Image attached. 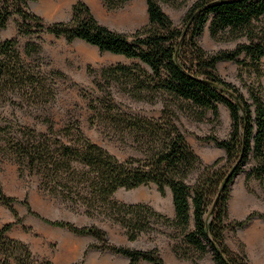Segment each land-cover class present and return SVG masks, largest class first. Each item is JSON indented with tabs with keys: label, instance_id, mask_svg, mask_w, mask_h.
<instances>
[{
	"label": "trees",
	"instance_id": "obj_1",
	"mask_svg": "<svg viewBox=\"0 0 264 264\" xmlns=\"http://www.w3.org/2000/svg\"><path fill=\"white\" fill-rule=\"evenodd\" d=\"M130 1L103 0L108 9L122 8ZM182 1L187 0H146L148 23L133 32H119L100 22L84 0L76 1L69 20L52 23L31 10L28 0H0V32L11 16L21 18L18 35L0 41V104L38 108L56 97L44 72L20 51V36L31 37L25 44L29 57L42 52L45 33L69 43L85 41L102 52L131 60L102 68L97 85L106 100L93 108H97L98 122L115 136H129L141 156L122 160L87 138L79 121L57 130L50 117L40 119L47 130L21 122L11 128L1 126L3 149L39 177L42 191L89 217L113 220L126 229L130 240L165 225L174 229L170 234L174 251L182 258L195 259L211 252L219 264H251L246 254L230 248L225 230L235 176L254 160L247 182L251 177L264 182V0H197L182 24H177L161 2ZM208 24L214 39L241 41L231 50H206L199 38ZM243 54L245 59H241ZM221 61L238 62L242 79L248 74L255 80H244L243 87L228 80L219 71ZM115 86L134 99L162 101L161 115L149 117L124 110L113 97ZM221 105L230 112L231 130L225 138L216 133L204 137L225 151L207 164L189 142L178 115L185 111L202 121L211 111L214 132L220 124ZM197 170L200 173L192 182ZM150 184H156L163 195L171 189L174 217L147 202L128 203L114 197L120 188ZM0 201L15 217L0 228L1 264H57L40 260L28 243L9 235L23 222L14 203L25 205L29 214L47 223L95 237L97 241L89 248L124 255L129 264H168L157 247L141 250L114 244L97 225L46 218L33 209L27 197L18 199L0 189ZM256 214L264 217V212Z\"/></svg>",
	"mask_w": 264,
	"mask_h": 264
},
{
	"label": "rangeland",
	"instance_id": "obj_2",
	"mask_svg": "<svg viewBox=\"0 0 264 264\" xmlns=\"http://www.w3.org/2000/svg\"><path fill=\"white\" fill-rule=\"evenodd\" d=\"M77 0H28L29 8L41 15L46 22L69 20L73 14V5ZM92 9L100 22L119 32H133L147 24L149 21L146 0H132L124 7L108 9L103 0H84ZM197 0L164 3V10L177 24H182L189 8ZM21 18L14 14L11 16L6 29L0 32V41L18 35ZM43 50L39 55L29 57L25 54V44L30 36H20L19 49L23 56L38 69L44 72L48 83L56 91V97L42 107H20L18 105L0 104V127L9 128L18 122L28 124L40 130H47V125L40 119L50 117L60 130L79 121L87 138L99 143L120 159L140 157L141 153L136 148L133 140L125 136H115L113 130L98 122L95 105H104V92L98 88L97 79H100L104 67L118 62L130 63L131 60L122 55L102 52L97 46L82 40L67 42L51 34H43ZM37 38V34L34 35ZM245 40V39H244ZM241 40H217L211 36L209 24L199 38L201 45L208 51L234 49ZM245 54L241 59H245ZM264 64V58H263ZM220 73L230 81L243 87L244 80H255L254 76H240L241 66L236 61H221ZM264 83V77L262 79ZM115 101L126 111L149 117H159L163 110L162 101H145L130 97L115 86L112 88ZM220 124L215 131V125L210 118L198 121L188 112L179 111L178 123L186 133L189 142L201 155L204 162L209 164L218 157L224 156L223 148L214 142L205 140L204 137L216 133L225 138L231 130V117L228 108L220 106ZM226 114V115H225ZM95 116V120H93ZM226 120L228 123H226ZM3 135L0 132V189L9 196L18 199L28 198L34 210L51 220H66L79 226L97 225L105 229L110 242L141 250L157 247L168 264H219L211 252L195 259L182 258L174 251V239L170 236L174 229L159 225L158 231L143 233L136 240L128 238L126 229L120 224L104 218L103 216L89 217L81 210L70 207L65 202L52 197L42 191L39 177L30 171L11 153L4 149ZM254 160H250L244 169L238 173L232 183L231 198L234 193V209L229 201V216L226 220V241L230 248L239 254H246L251 264H264V217L256 212H264V182L251 177L247 182L248 173L251 171ZM200 170L194 172L192 182ZM118 200L137 203L147 202L157 210L174 217L175 208L173 195L170 188L163 195L156 184L143 185L133 189L120 188L114 194ZM23 222L16 224L9 235L28 243L33 253L40 259L52 260L57 264H129L130 259L124 255L113 253L109 250L89 248L97 241L91 235H77L67 228L59 227L45 222L40 217L29 214L28 209L21 203L13 205ZM254 213V214H252ZM13 212L0 201V228L8 222L14 221ZM237 221H246L243 226ZM0 256V264H1ZM138 264H152L141 261Z\"/></svg>",
	"mask_w": 264,
	"mask_h": 264
},
{
	"label": "crops",
	"instance_id": "obj_3",
	"mask_svg": "<svg viewBox=\"0 0 264 264\" xmlns=\"http://www.w3.org/2000/svg\"><path fill=\"white\" fill-rule=\"evenodd\" d=\"M225 115H226V114H225ZM226 123H228L227 120H226ZM230 203H231V207H232V209H234V193H233V195H232V198H231Z\"/></svg>",
	"mask_w": 264,
	"mask_h": 264
}]
</instances>
